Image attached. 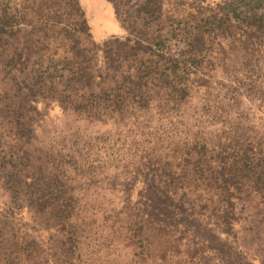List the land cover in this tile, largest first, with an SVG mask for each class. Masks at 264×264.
I'll return each instance as SVG.
<instances>
[{"label":"rangeland","instance_id":"rangeland-1","mask_svg":"<svg viewBox=\"0 0 264 264\" xmlns=\"http://www.w3.org/2000/svg\"><path fill=\"white\" fill-rule=\"evenodd\" d=\"M115 5L0 0V264H264V0Z\"/></svg>","mask_w":264,"mask_h":264},{"label":"trees","instance_id":"trees-1","mask_svg":"<svg viewBox=\"0 0 264 264\" xmlns=\"http://www.w3.org/2000/svg\"><path fill=\"white\" fill-rule=\"evenodd\" d=\"M111 2L113 3V5H115V0H111ZM115 9H116V5H115ZM256 19H258V22H256L257 21ZM254 20L256 21L255 22L253 21V22L256 23L257 25H253L249 27V29L238 28V30H235V32L238 31L237 38L240 41L243 38L248 37L250 34H259L261 36H264V13L261 14L259 18H255ZM234 21L235 19H233L232 15L228 11L223 12L219 18L215 19V22H213L212 28L209 30L210 31L209 33L215 34L217 32V34L221 36L219 44L223 46L222 43L224 42L225 48L230 47L232 43L235 41L234 40L235 32L234 30H232L233 24H235V27L237 28V25H240V23H238L237 21H235L234 23ZM221 52H222L221 54H223V51Z\"/></svg>","mask_w":264,"mask_h":264},{"label":"crops","instance_id":"crops-1","mask_svg":"<svg viewBox=\"0 0 264 264\" xmlns=\"http://www.w3.org/2000/svg\"><path fill=\"white\" fill-rule=\"evenodd\" d=\"M109 21L113 23V28H117V29L120 28L119 25H118V23H115L112 18L109 19Z\"/></svg>","mask_w":264,"mask_h":264}]
</instances>
